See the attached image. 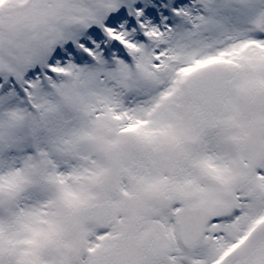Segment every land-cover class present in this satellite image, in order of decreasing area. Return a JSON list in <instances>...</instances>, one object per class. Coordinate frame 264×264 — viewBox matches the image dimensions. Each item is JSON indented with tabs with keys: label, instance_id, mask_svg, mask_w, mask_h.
I'll return each instance as SVG.
<instances>
[{
	"label": "snow or ice",
	"instance_id": "6c2138e0",
	"mask_svg": "<svg viewBox=\"0 0 264 264\" xmlns=\"http://www.w3.org/2000/svg\"><path fill=\"white\" fill-rule=\"evenodd\" d=\"M0 264H264V0H0Z\"/></svg>",
	"mask_w": 264,
	"mask_h": 264
},
{
	"label": "rangeland",
	"instance_id": "374dc122",
	"mask_svg": "<svg viewBox=\"0 0 264 264\" xmlns=\"http://www.w3.org/2000/svg\"><path fill=\"white\" fill-rule=\"evenodd\" d=\"M199 39L210 41L212 39L211 32L205 33L203 36L199 37Z\"/></svg>",
	"mask_w": 264,
	"mask_h": 264
}]
</instances>
